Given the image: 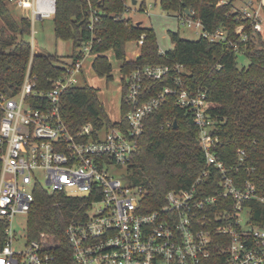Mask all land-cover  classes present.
Wrapping results in <instances>:
<instances>
[{"label": "built area", "instance_id": "obj_1", "mask_svg": "<svg viewBox=\"0 0 264 264\" xmlns=\"http://www.w3.org/2000/svg\"><path fill=\"white\" fill-rule=\"evenodd\" d=\"M0 1L27 12L23 16L30 19L32 58L35 22L53 18L56 0ZM261 7L260 2L245 0L238 9L257 32L264 24ZM178 18L189 27L201 28L200 35L211 41L226 39L222 30L210 34L202 30L199 20ZM96 20L92 11L90 29ZM242 29L239 26L236 32ZM142 43L143 35L135 42L137 50ZM90 49L91 42L69 60L50 87L37 84L30 62L19 90L12 96L0 95V264H59L53 248L28 239L27 229L22 241L12 226L16 214L28 217L38 187L80 203L64 230L71 250V261L65 264H264V229L251 225L247 205L264 202V197L250 179L237 183L231 168L214 153L219 139L210 134L213 121L206 95L185 87L183 64L148 65L126 75L125 127L95 130L86 123L76 133L69 130L60 112L61 96L79 85L82 62ZM170 74L174 87L166 85L146 97V80ZM167 95L175 96L191 113L205 167L189 187L170 190L165 204L148 212L141 203L142 186L128 182L127 173L125 180L113 173L116 166L127 164L144 131L145 117ZM238 154L242 159L244 151Z\"/></svg>", "mask_w": 264, "mask_h": 264}, {"label": "trees", "instance_id": "obj_2", "mask_svg": "<svg viewBox=\"0 0 264 264\" xmlns=\"http://www.w3.org/2000/svg\"><path fill=\"white\" fill-rule=\"evenodd\" d=\"M234 1L160 0L162 10L177 17L199 20L203 31L211 34L222 30L226 36L225 40L211 41L202 35L190 40L170 32L173 47L161 52L152 27L123 16L128 0H56L52 18L54 36L71 42L70 61L81 54L89 42L90 54L95 55L92 69L97 75L112 79L108 51L121 61V120L110 122L95 89L76 85L61 96L60 112L69 130L76 133L86 123L92 124L95 130L125 127L126 75L148 65L172 68L183 64L185 87L206 95L207 112L213 121L210 134L219 139L214 153L231 168L237 183L250 179L258 195L264 197V24L261 31H255L250 19L233 10ZM92 11H96L97 20L90 29ZM261 13L264 18L263 7ZM239 26L243 27L241 33L236 32ZM142 35L139 56L127 59V43L136 42ZM29 38L30 19L16 17L11 8L0 1V95L12 96L19 90L30 62L31 72L41 87H50L51 80L62 75L69 65V60L56 53H35L30 58ZM238 53L248 58L246 65H238ZM172 78L170 74L159 80H146V97L155 95L166 85L174 87ZM240 149L244 151L242 159L238 154ZM126 167L127 181L142 186L141 203L148 212L163 206L170 190L189 187L205 167L198 127L191 113L176 102L175 96L167 95L161 105L145 117L144 131ZM211 182L212 179L207 181ZM247 205L251 208V225L264 229V202L250 201ZM79 206L75 198L56 192L49 194L38 187L29 209L28 239L53 248L59 264L71 261L64 230Z\"/></svg>", "mask_w": 264, "mask_h": 264}, {"label": "rangeland", "instance_id": "obj_3", "mask_svg": "<svg viewBox=\"0 0 264 264\" xmlns=\"http://www.w3.org/2000/svg\"><path fill=\"white\" fill-rule=\"evenodd\" d=\"M159 1L160 0H128L127 5L129 9L125 11L123 16L126 18L130 17L134 22H141L142 26L152 27L156 43L161 52L172 48L170 32H177L185 39L196 40L199 38L201 28H197L194 25L189 27L184 19H179L175 14L162 10ZM244 2L245 0H235L232 4L233 10H238L243 6ZM260 3L264 8V0H260ZM11 11L16 17H21L27 13L16 8H11ZM35 31L34 48L36 53H56L61 58L69 60V56L72 52L71 42L55 38L52 17L37 20L35 22ZM136 49L137 46L135 42L127 43L125 50L126 58H132L133 51ZM106 55L112 65V79L108 80L105 75H97L93 71L92 62L95 55L88 54L83 59L78 84L80 86L87 85L95 89L108 119L110 122L114 123L121 120L122 88L119 70L121 61L117 60L111 51H108ZM237 62L239 66H243L246 65L249 60L244 54L238 53ZM114 172V176L125 180L127 167L126 165H118L114 168ZM27 220L28 217L26 213H18L14 216L12 222L14 231L21 236L22 241L25 240ZM18 245L19 244H15L16 247Z\"/></svg>", "mask_w": 264, "mask_h": 264}, {"label": "crops", "instance_id": "obj_4", "mask_svg": "<svg viewBox=\"0 0 264 264\" xmlns=\"http://www.w3.org/2000/svg\"><path fill=\"white\" fill-rule=\"evenodd\" d=\"M172 47H173V43H172ZM133 56L134 57H138L139 56V51L136 49L135 51H133ZM128 59V58H127ZM130 59V58H129Z\"/></svg>", "mask_w": 264, "mask_h": 264}, {"label": "water", "instance_id": "obj_5", "mask_svg": "<svg viewBox=\"0 0 264 264\" xmlns=\"http://www.w3.org/2000/svg\"><path fill=\"white\" fill-rule=\"evenodd\" d=\"M133 2H135V1H133ZM186 13L190 15V12H189L188 9H186ZM139 23H140V22H138V24H139ZM175 124H176V123L174 122V125H175Z\"/></svg>", "mask_w": 264, "mask_h": 264}]
</instances>
